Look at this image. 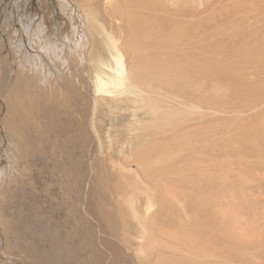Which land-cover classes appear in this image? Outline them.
<instances>
[{
  "label": "rangeland",
  "instance_id": "obj_1",
  "mask_svg": "<svg viewBox=\"0 0 264 264\" xmlns=\"http://www.w3.org/2000/svg\"><path fill=\"white\" fill-rule=\"evenodd\" d=\"M253 1L0 0V264H186L190 234L202 264H264ZM117 71L120 86L96 90ZM226 173L223 203L243 217L232 227L216 213Z\"/></svg>",
  "mask_w": 264,
  "mask_h": 264
},
{
  "label": "bare ground",
  "instance_id": "obj_2",
  "mask_svg": "<svg viewBox=\"0 0 264 264\" xmlns=\"http://www.w3.org/2000/svg\"><path fill=\"white\" fill-rule=\"evenodd\" d=\"M249 1V4H248V6L247 7H249V8H252V7H254V4H253V0H248ZM261 0H259V2H260ZM243 2V1H242ZM246 3H248L247 1H246ZM262 5V4H261ZM119 6H121V2H118V3H116V5H115V7H119ZM237 6H239V5H237ZM244 6V5H243ZM263 6H264V4H263ZM256 7V6H255ZM254 7V8H255ZM243 9H245V8H243ZM242 9V10H243ZM238 9H236V11H237ZM192 11V10H191ZM231 11V10H230ZM235 11V12H236ZM257 11H259V10H256V12H255V14H253V15H250L249 16V14L250 13H245V16H246V19H250V17H252L253 16V18H256V16L258 15L257 14ZM243 12V11H242ZM244 13V12H243ZM91 14V13H90ZM192 13L190 12L189 13V15H191ZM237 14V13H236ZM143 15V14H142ZM142 15H140V13H137V15L134 17V16H128L129 18V22H130V25H131V27H132V32H133V34H134V36H136V37H144L145 36V34H143L142 35V33H144L143 32V27L141 26V25H143V23H142V19H141V16ZM155 16H156V14H155ZM193 16V15H192ZM220 16V15H219ZM223 16V15H222ZM261 17V16H260ZM226 18V17H225ZM258 18V17H257ZM213 19V18H212ZM175 20V19H174ZM205 20V19H204ZM215 20V19H214ZM255 20V19H254ZM165 21V20H164ZM163 21V22H164ZM87 22V21H86ZM214 22V21H213ZM212 22V23H213ZM216 23H218V22H216ZM215 23V24H216ZM222 23V22H221ZM225 23V22H224ZM214 24V25H215ZM258 24V23H257ZM210 25V24H209ZM208 25V26H209ZM213 25V26H214ZM218 25V24H217ZM216 25V26H217ZM228 25V24H227ZM230 25V24H229ZM94 26V25H93ZM165 26V25H164ZM90 27H91V25H90ZM187 27V26H186ZM210 27L212 28V24L210 25ZM215 27V26H214ZM213 27V28H214ZM217 27H219V26H217ZM220 27H221V25H220ZM93 28V27H92ZM209 28V27H208ZM222 28H224V27H221V29ZM225 28H226V26H225ZM228 28V27H227ZM232 28H233V26H232ZM238 28V27H237ZM241 28V27H240ZM250 28V27H249ZM190 29V28H189ZM205 29V28H204ZM215 29H217V28H215ZM236 29V28H235ZM140 30H142V33H140L141 31ZM162 30V29H161ZM181 30V29H180ZM187 30V29H186ZM208 30V29H207ZM206 30V31H207ZM183 31V30H182ZM204 31V30H203ZM215 31V30H214ZM236 31V30H235ZM101 32V31H100ZM186 31H184V33H185ZM191 32V31H190ZM194 32H196L195 31V28H194ZM193 32V33H194ZM197 32H198V29H197ZM205 32V31H204ZM203 32V33H204ZM220 32V31H219ZM223 32V31H222ZM225 32V31H224ZM228 32H230V31H228ZM238 32V31H237ZM236 32V33H237ZM182 33V32H181ZM225 33H227V32H225ZM224 33V34H225ZM239 33V32H238ZM248 33V32H247ZM250 33H251V31H250ZM142 36H141V35ZM228 34V33H227ZM246 34V33H245ZM197 35V34H196ZM201 35V34H200ZM203 35V34H202ZM208 35V34H207ZM216 35V33H214V36ZM226 35V34H225ZM241 35H242V33H241ZM191 36V35H190ZM246 36V35H245ZM187 37V36H186ZM192 37H193V35H192ZM231 37H232V35H231ZM234 37H236V35L234 36ZM247 37H248V35H247ZM197 38H198V36H197ZM212 38V37H211ZM243 38H245L244 36H243ZM194 39H195V37H194ZM204 39V38H203ZM210 39V38H209ZM196 40H198V39H196ZM220 40H222V39H220ZM247 40V39H246ZM209 41V40H208ZM223 41H221V43H222ZM241 42V41H240ZM200 43V42H199ZM242 43V42H241ZM192 44V43H191ZM248 44V43H247ZM190 46V45H189ZM204 47V46H203ZM246 47V46H245ZM202 48V47H201ZM248 48V47H247ZM130 49H131V47H130ZM216 50H219V49H216ZM217 52V51H216ZM121 59H122V57L119 55L118 56V59L116 60V61H114L117 65H119L120 67H121V65H122V62H121ZM235 64H237V63H235ZM201 69V68H200ZM199 69V70H200ZM100 70H102V69H100ZM99 70V71H100ZM201 71V70H200ZM118 72H120V71H117L116 72V75L114 76H109V75H105V77H103V76H99V74L97 73V75H96V78H95V81H94V83H95V86H96V90H98L99 88L101 89V88H105L106 86L108 87V86H110V85H113V83L116 81L117 83L115 84L114 83V85L112 86L113 88H115V87H118V86H120L121 84H122V82L121 81H119L118 79ZM216 72V71H215ZM100 73H101V71H100ZM110 74V73H109ZM201 74V73H200ZM211 74V73H210ZM213 74H216L215 76H216V78H221V76H224L222 73H213ZM245 73H243V72H241V73H239V74H232V81L234 80V82H236L237 84L239 83V82H241L242 80H244V79H246V78H244L245 76H246V74L244 75ZM249 74V73H248ZM211 76V75H210ZM213 77V76H212ZM248 77V76H247ZM230 79H231V76H230ZM121 82V83H120ZM242 83V82H241ZM241 83H240V86H241ZM231 87V86H230ZM227 88V87H226ZM237 88V87H236ZM214 89V88H213ZM248 89V88H247ZM246 89V90H247ZM262 90V89H261ZM216 91V90H215ZM246 92V91H245ZM217 93V92H216ZM225 93V92H224ZM246 94H247V92H246ZM213 95H215V94H213ZM215 97V96H214ZM237 97V96H236ZM37 99V98H36ZM52 99V98H51ZM239 100V99H238ZM246 100V99H245ZM234 101V100H233ZM240 101V100H239ZM248 101V100H247ZM261 101V100H260ZM57 101H55V103H56ZM242 102V101H241ZM252 102V101H251ZM247 103V102H246ZM235 104V103H234ZM238 104V103H237ZM245 104V103H244ZM255 104V103H254ZM55 105V104H54ZM242 105V104H241ZM246 105V104H245ZM243 106V105H242ZM249 106V105H248ZM250 107V106H249ZM242 108V107H241ZM250 108H253V107H250ZM238 109V108H237ZM221 111V110H220ZM219 111V112H220ZM224 111V110H223ZM229 111V110H228ZM238 111V110H237ZM240 111V110H239ZM241 111H242V109H241ZM240 111V112H241ZM250 111V110H249ZM249 113H251V112H249ZM231 115V114H230ZM235 115V114H234ZM249 115H251V114H249ZM248 115V116H249ZM227 116V115H226ZM247 116V115H246ZM236 117V116H235ZM243 117V116H242ZM231 118V117H230ZM244 118V117H243ZM240 120V119H239ZM237 123V122H236ZM239 124V123H238ZM91 126H93V124L91 125ZM235 126V125H234ZM263 126V125H262ZM144 149V148H143ZM147 153V152H146ZM145 153V154H146ZM142 154H144V153H142ZM142 154H140V155H142ZM144 154V155H145ZM229 154V153H228ZM147 155V154H146ZM145 155V156H146ZM148 156V155H147ZM240 157V156H239ZM148 161V160H147ZM143 164H144V160H143ZM146 164V163H145ZM222 164V163H221ZM218 166V165H217ZM250 169V168H249ZM84 170V169H83ZM220 171H221V168H220ZM228 173H226V174H220V177H219V190H218V203H217V206H218V211H216V213H221V216L223 217V218H226L227 219V221H230L231 223L229 224V222L227 223V225L229 226H231L232 227V225L234 224V223H236L237 222V220H236V217H239L238 215L236 216V211L234 212L233 210H232V213H231V209L228 207V205H231V204H226V203H228V202H226V203H223L224 202V200L227 198V196H225V193H224V190H227L228 189V187L226 186V179L228 180ZM247 178V177H246ZM218 179V178H217ZM135 181V180H134ZM229 186V185H228ZM230 190V189H229ZM200 191V190H199ZM250 191V190H249ZM197 193V192H196ZM237 193V192H236ZM197 194H199V193H197ZM251 194V193H250ZM201 194H199V196H200ZM134 196V195H133ZM197 196V195H196ZM194 197H195V195H194ZM201 197V196H200ZM229 197V196H228ZM188 198V197H187ZM243 199V198H242ZM251 201H253V199L251 200ZM199 204H201V203H199ZM203 204V203H202ZM234 205H235V203L234 202H232V206L234 207ZM201 207V206H200ZM139 210V209H138ZM197 210V209H196ZM203 210V209H202ZM201 210V211H202ZM140 211V210H139ZM147 211H148V208H147ZM195 211V210H194ZM200 211V212H201ZM193 212V211H192ZM196 212V211H195ZM199 212V213H200ZM136 213V212H135ZM194 213V212H193ZM197 213V212H196ZM251 213V212H250ZM249 213V214H250ZM198 214V213H197ZM201 214V213H200ZM232 214H233V216H232ZM237 214H241V212H238ZM194 215V214H193ZM254 215V214H253ZM197 216V215H196ZM202 216V215H201ZM219 216H220V214H219ZM217 217V216H216ZM242 216L240 215V218H241ZM194 218V217H193ZM218 218V217H217ZM197 220H199V218L197 217ZM197 220H195V223H196V225L198 226L199 224H200V222L199 221H201V220H199V221H197ZM241 220H243V217H242V219ZM224 221L225 220H223L222 221V219H221V222H223V224H224ZM263 221V220H262ZM188 222V221H187ZM226 223V222H225ZM233 223V224H232ZM222 224V225H223ZM232 224V225H231ZM243 224V223H242ZM257 224H258V222H257ZM256 224V222H254V221H252V226H251V232L253 231V232H257V231H259V230H261L260 229V226L259 225H257ZM189 225V224H188ZM224 225H226V224H224ZM235 225V224H234ZM187 226V225H186ZM228 226H226V227H228ZM249 226V225H248ZM192 227H195V226H192ZM203 227V226H202ZM224 227V226H223ZM222 227V228H223ZM234 227V226H233ZM221 228V229H222ZM225 228V227H224ZM194 229V228H193ZM198 229V228H197ZM234 229H236V230H234ZM243 229V228H242ZM249 229V228H248ZM230 230H232V232L233 231H236V232H238L239 230H237V227H234L233 229H231L230 228ZM250 230V229H249ZM249 230H248V233H249ZM216 231V230H215ZM215 231H213V232H215ZM227 231V230H226ZM225 231V232H226ZM223 232V231H222ZM243 233H238L239 234V236H238V234H236V235H234L235 237H238V238H240V240L242 239H244V240H247V239H249L250 237H251V235H245L244 234V231H242ZM201 233V232H200ZM199 233V235H201ZM198 234V233H197ZM220 234V233H219ZM226 234H230V231L227 233L226 232ZM202 235H203V233H202ZM216 235V234H215ZM233 234H231V236H232ZM257 235L259 236V233H257ZM256 235V236H257ZM204 236V235H203ZM228 236V235H227ZM220 237V236H219ZM223 237V236H222ZM249 237V238H248ZM193 234H190L189 236L187 235L186 236V239L185 240H187V243H186V246H187V250H186V253L187 252H189V253H187L188 254V257H189V259H186L185 261H187L188 262V260H189V262H188V264L190 263L191 264V262H193V264L195 263V264H202V263H204V259H203V256L205 257L206 255L207 256H209V254H205V253H200L199 252V254H197L198 252H194V247H193ZM224 238L225 237H223L222 238V240H224ZM231 238V237H230ZM205 239H207L206 238V236H205ZM219 239H221V238H219ZM228 239V238H227ZM226 239V240H227ZM237 240V239H236ZM196 241V240H195ZM252 241V240H251ZM186 242V241H185ZM201 242V241H200ZM207 242H208V240H207ZM221 242H223V241H221ZM220 242V243H221ZM225 243V242H224ZM223 243V244H224ZM253 243V242H252ZM206 244V243H205ZM238 244H239V242H238ZM241 244V243H240ZM246 244V243H245ZM225 245V244H224ZM234 246H233V248H234V250H235V252H237L238 254H239V251H240V249H241V247L240 246H236L235 244H233ZM186 246H185V249H186ZM248 246V245H247ZM255 246V245H254ZM205 248V247H204ZM250 248V247H249ZM246 249V248H245ZM248 251V250H247ZM251 251V250H250ZM256 251V250H255ZM254 252V251H253ZM258 253V252H257ZM250 254V253H249ZM187 256V255H186ZM254 258H256V257H252V255H251V258H250V260L249 261H256V259H254ZM247 259V258H246ZM196 260H199L198 262L196 261ZM212 260V259H211ZM187 262H185L186 264H187Z\"/></svg>",
  "mask_w": 264,
  "mask_h": 264
}]
</instances>
